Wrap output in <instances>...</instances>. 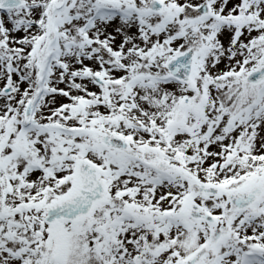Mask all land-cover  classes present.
<instances>
[{
	"label": "snow or ice",
	"instance_id": "6c2138e0",
	"mask_svg": "<svg viewBox=\"0 0 264 264\" xmlns=\"http://www.w3.org/2000/svg\"><path fill=\"white\" fill-rule=\"evenodd\" d=\"M0 264H264V0H0Z\"/></svg>",
	"mask_w": 264,
	"mask_h": 264
}]
</instances>
